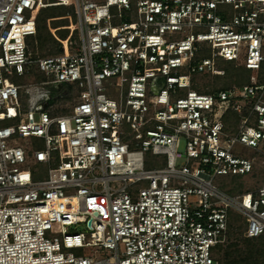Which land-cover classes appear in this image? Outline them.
I'll use <instances>...</instances> for the list:
<instances>
[{"label":"built area","instance_id":"1","mask_svg":"<svg viewBox=\"0 0 264 264\" xmlns=\"http://www.w3.org/2000/svg\"><path fill=\"white\" fill-rule=\"evenodd\" d=\"M43 26L59 52L30 47ZM219 61L249 81L215 92ZM263 65L264 0H0V264H221L231 212L264 234V183H215L253 173L237 144L264 158Z\"/></svg>","mask_w":264,"mask_h":264},{"label":"trees","instance_id":"2","mask_svg":"<svg viewBox=\"0 0 264 264\" xmlns=\"http://www.w3.org/2000/svg\"><path fill=\"white\" fill-rule=\"evenodd\" d=\"M49 8H61L63 13H58V14H53L51 16H47L45 18H50V17H59V16H64L69 11H71L70 7L68 6H63V5H57V6H50L46 8L40 9L38 15L42 12L44 9H49ZM69 9V11H68ZM44 18V19H45ZM60 21L65 20L66 23L68 22L66 19H59ZM66 23L63 24H58L55 25L54 27L62 26L65 25ZM54 27H51L53 29ZM47 32H44V28L41 33L35 36V38L38 39V44L40 48L47 49L48 46H43L42 43H40V39L45 36L48 41L52 42V45H49L51 48L45 51V54H51V53H57L60 51V43H58L53 36L50 34V32L47 30ZM66 32L64 36L61 38L65 37L67 34V30L63 31ZM32 36V35H30ZM36 39V41H37ZM225 69V75L224 76H219L215 79L214 82V89L215 92H218L219 90H224L226 89L230 84L236 83L238 85H244L249 81V70L246 69L243 66H236L235 64L231 62H227L226 65H224ZM260 79L264 80V65L261 68L260 71ZM75 97V94H72L68 96L67 98H73ZM248 109H245L243 111V114L247 113ZM223 122L225 125V130L230 131V132H235L238 129L239 123L241 121V116L234 112L233 110H228L223 114ZM237 178V177H236ZM238 189L234 186L229 188V192L234 193ZM231 219V226H236L238 229L235 233L231 235V240L226 243L224 246L219 247L218 251V258L221 264H264V234L254 237V238H246L242 236L240 227L237 226L233 221L232 214L230 215Z\"/></svg>","mask_w":264,"mask_h":264},{"label":"rangeland","instance_id":"3","mask_svg":"<svg viewBox=\"0 0 264 264\" xmlns=\"http://www.w3.org/2000/svg\"><path fill=\"white\" fill-rule=\"evenodd\" d=\"M68 11H69V9H68ZM224 11L226 13L231 14V10L228 9V7H226V9ZM58 13L59 14L63 13L61 8H56V9L49 8V9L42 10V12L39 15H37V17L40 18L42 20V22H44V18L45 17L51 16L53 14H58ZM63 23H66V21L65 20H63V21L52 20V21L49 22V26L54 27L55 25L63 24ZM43 28H44V32H47L46 31V27L43 26ZM54 31H56V30H54ZM63 31H65V29L59 30V31L55 32V34L61 38L66 33V32H63ZM50 34L52 35L51 32H50ZM53 38L55 39L54 36H53ZM76 38L77 37L75 36V39ZM36 39L37 38H35V36H28V41L30 43V47L33 48V49L36 48L35 47L36 42L38 43V39H37V41H36ZM39 41H40V43H42L43 46H46V47L48 46V48L46 50H48L49 48H51V50H52V46L51 47L49 46V45H52V42L48 41L45 36H43ZM40 50L43 51V53H45V51H46L43 48H40ZM200 55L203 56V57H206V56H208V52L207 51H202V52H200ZM219 64L226 65L227 63H223L222 61H219ZM43 78L44 77H43L42 74H40L39 72H36L35 69H33L31 75H27L24 78L23 77H20V78L17 77L15 82L16 83H18V82H22L23 83V82H30L33 79L34 80H41ZM197 78H198V80H200L201 79V75L198 74ZM206 80L208 82L211 81V79H206ZM47 88H49L51 90V92H52V99H51L50 103H52V104L55 103V108H56L57 111L65 112L67 110L68 106L71 105L74 102L73 98H64V99H60V100L55 99L54 97H55V95L57 93V90H54L53 87H51V86L47 87ZM36 146L41 148L43 145H42L41 142H38L36 144ZM179 150L181 152L183 151V144H181ZM253 151H255V150H253L252 148L245 147V146L240 145V144H237L236 147H235V152L237 153V155L239 157H243V158H246V159H252L254 157V166H255V168L253 169V173L252 174H246V175L243 176L242 179H239V180L236 177L218 176L216 178V180H215V183H217L219 185L225 184V186H228V185L231 186L232 185V186L236 187L237 189L241 188V190H244L246 188L253 189L254 187L263 185V183H264V165H263L264 158H263V156H261L259 154L255 155L253 153ZM156 159L158 160L159 157L148 156V161L149 162L146 161L145 166L146 167H154V166L163 164V163L152 164L153 162L156 161ZM231 214H232V217H233V221L232 222H234L237 226H239L240 230L242 231L245 228L244 218L242 216H240L239 214L235 213V212H231ZM73 229H76V228L73 227ZM92 252H93V250H90V249H86L85 250V253H92Z\"/></svg>","mask_w":264,"mask_h":264}]
</instances>
